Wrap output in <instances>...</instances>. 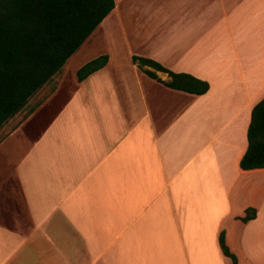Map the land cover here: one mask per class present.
I'll use <instances>...</instances> for the list:
<instances>
[{"label":"crops","instance_id":"obj_1","mask_svg":"<svg viewBox=\"0 0 264 264\" xmlns=\"http://www.w3.org/2000/svg\"><path fill=\"white\" fill-rule=\"evenodd\" d=\"M113 1L91 59L107 64L57 72L0 129V264H264V169L239 167L264 0ZM132 57L209 88L169 89Z\"/></svg>","mask_w":264,"mask_h":264},{"label":"trees","instance_id":"obj_2","mask_svg":"<svg viewBox=\"0 0 264 264\" xmlns=\"http://www.w3.org/2000/svg\"><path fill=\"white\" fill-rule=\"evenodd\" d=\"M113 0H0V129L27 104L28 100L61 70L68 59L113 10ZM102 55L80 67L76 79L82 82L107 64ZM133 63L168 75L160 81L167 88L192 95H203L207 82L184 73H173L160 64L138 57ZM243 171L264 169V99L251 111L247 149L240 160ZM255 217L246 209L243 223ZM222 253L235 263L221 233Z\"/></svg>","mask_w":264,"mask_h":264},{"label":"rangeland","instance_id":"obj_3","mask_svg":"<svg viewBox=\"0 0 264 264\" xmlns=\"http://www.w3.org/2000/svg\"><path fill=\"white\" fill-rule=\"evenodd\" d=\"M98 32L94 31V33H92L93 35H91L88 41H85L86 43L81 45V47L65 63V66L59 71L58 74H63V79H65V82H75L76 80L74 79L76 78H74V76L76 75L77 70L89 62L93 55L100 53L102 48L94 42V40L97 39Z\"/></svg>","mask_w":264,"mask_h":264}]
</instances>
